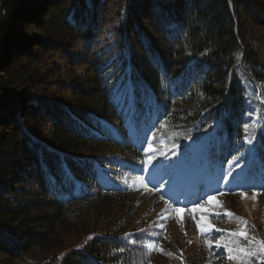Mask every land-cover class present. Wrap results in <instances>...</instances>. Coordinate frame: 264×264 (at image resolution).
Instances as JSON below:
<instances>
[{
    "label": "trees",
    "instance_id": "16d2710c",
    "mask_svg": "<svg viewBox=\"0 0 264 264\" xmlns=\"http://www.w3.org/2000/svg\"><path fill=\"white\" fill-rule=\"evenodd\" d=\"M192 141L264 197V0H5L0 264H197L121 181L149 157L172 172ZM234 236L232 264H264Z\"/></svg>",
    "mask_w": 264,
    "mask_h": 264
},
{
    "label": "rangeland",
    "instance_id": "374dc122",
    "mask_svg": "<svg viewBox=\"0 0 264 264\" xmlns=\"http://www.w3.org/2000/svg\"><path fill=\"white\" fill-rule=\"evenodd\" d=\"M120 97V92L117 98ZM149 150H152L151 144H148ZM201 147L194 151L196 157L201 155ZM173 158L165 155L158 159L155 157L150 163L148 160L144 165L139 166L133 176L123 175L121 181L132 185L135 191V199L142 204V213L149 212L146 218V224H150L154 230H162L164 234H169L168 237L173 242H176L180 250V258L186 256H197V264H221L216 258L217 250L223 248V242L226 241L228 234L233 236L235 229L237 233L244 232L245 239H248L249 244L257 250L261 246L258 234L251 228L249 230L248 222L254 226L261 228L264 223V197H261L257 192H241L233 187L228 194L231 196H223V190L219 185L216 177V168L212 173L208 164L201 162L194 167L189 164L186 168L180 161L174 159L171 161V168H176L172 176L167 171L165 165L166 160ZM196 159V158H195ZM157 165H162L163 175H160V170ZM182 167L183 169H178ZM241 166H235L232 172L239 171ZM218 181V182H217ZM202 185V190L199 187ZM236 191V192H234ZM214 197L216 203H210L208 197ZM232 200V201H231ZM182 211L177 213L176 209ZM187 208H190L187 210ZM196 211H192V209ZM201 208H206L207 211H202ZM230 210L235 213L232 222L230 220ZM186 211V212H185ZM139 216H142L139 213ZM188 214V216H187ZM228 223H219L218 219L227 217ZM188 217L190 219H188ZM203 218V220H202ZM197 221L212 225L213 227L207 231H201L197 226ZM220 234H223L220 237ZM238 235H235L233 240L238 242ZM219 242V246H217ZM165 249V257L173 252V247ZM150 251L153 247L151 242L146 244ZM49 256L39 248H34L29 254V259L38 263H44L49 260ZM159 261V257L157 258ZM162 261V260H161ZM158 264V263H157ZM160 264H164L161 262Z\"/></svg>",
    "mask_w": 264,
    "mask_h": 264
},
{
    "label": "snow or ice",
    "instance_id": "6c2138e0",
    "mask_svg": "<svg viewBox=\"0 0 264 264\" xmlns=\"http://www.w3.org/2000/svg\"><path fill=\"white\" fill-rule=\"evenodd\" d=\"M151 160H152V157H149V159H148V163H150ZM208 200H209L210 203H216V201L214 200V197L209 196V197H208ZM201 210H202V211H207L206 208H201ZM176 211H177V213H179V212L182 211V210L179 209V208H177ZM192 211H196V209L194 208V209H192ZM226 214H227V215H231V213H226ZM202 220H203V218H202ZM205 224H206V221H205L204 223H202L201 221H197V226H198V228H200L201 231H207V230H209V229H211V228L213 227V226L210 225V224H207V226L205 227V226H204ZM233 234H234V235H238V236H245V235H246V234H245L244 232H242V231H241V232H238V233H233ZM217 246H219V242H217ZM239 251H244V250H243V249H240ZM259 251H260V252H264V244H262V245L260 246ZM246 254L249 255V256H254V255H256V252H253V251H251V250H248Z\"/></svg>",
    "mask_w": 264,
    "mask_h": 264
},
{
    "label": "water",
    "instance_id": "95a60500",
    "mask_svg": "<svg viewBox=\"0 0 264 264\" xmlns=\"http://www.w3.org/2000/svg\"><path fill=\"white\" fill-rule=\"evenodd\" d=\"M5 13V0H0V16Z\"/></svg>",
    "mask_w": 264,
    "mask_h": 264
}]
</instances>
